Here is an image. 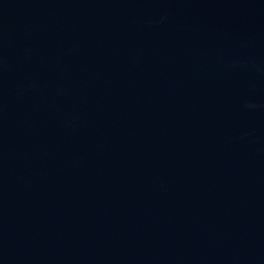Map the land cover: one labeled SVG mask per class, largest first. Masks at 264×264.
Instances as JSON below:
<instances>
[{
  "label": "water",
  "instance_id": "water-1",
  "mask_svg": "<svg viewBox=\"0 0 264 264\" xmlns=\"http://www.w3.org/2000/svg\"><path fill=\"white\" fill-rule=\"evenodd\" d=\"M0 264H264V0H0Z\"/></svg>",
  "mask_w": 264,
  "mask_h": 264
}]
</instances>
